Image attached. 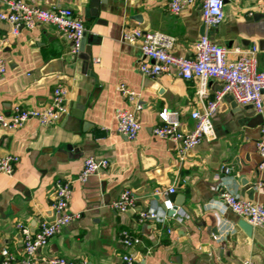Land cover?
Returning <instances> with one entry per match:
<instances>
[{
    "label": "crops",
    "instance_id": "obj_1",
    "mask_svg": "<svg viewBox=\"0 0 264 264\" xmlns=\"http://www.w3.org/2000/svg\"><path fill=\"white\" fill-rule=\"evenodd\" d=\"M25 1L44 9L70 8L83 18L86 31L74 55L71 43L52 25L23 30L14 38L11 26L0 20V55L8 65L0 76V113L10 116L16 105L43 109L59 84L68 89L69 107V114L51 126L31 120L16 130L0 127V155L20 158L14 177L0 175V264H6L3 249L22 258L17 225L36 231L50 219L56 182L76 178L89 157L110 166L87 183L73 185L70 210L82 217L39 251L37 264L52 257L121 264L124 250L117 237L123 229L142 240L133 250L138 264H242L248 259L264 264V227H253L249 235L239 216L223 214L217 180L223 167H232L231 179L241 195L264 206L263 159L257 151L262 125L257 117L264 118V112L257 114L226 95L211 137L182 156L177 143L156 137L153 129L163 109L179 113L183 131L194 129L191 114L201 109L198 81L186 82L176 68L158 78L143 76L140 43L123 39L134 29L160 32L175 38L177 56L193 58L195 44L208 36L226 48L229 61L240 56L238 50L257 47L258 66L264 70V0L227 1L224 20L214 28L203 22L202 0L178 16L170 11V0H99L98 9L92 6L95 0ZM121 84L139 93L144 104L136 141L118 132L116 111L133 107L119 92ZM221 89V82L212 80L208 99ZM171 186L184 196L181 206L173 202L177 212L167 213L164 222L139 225L141 210L165 215L163 204L170 196L153 194ZM127 189L135 194L137 207L121 214L110 204Z\"/></svg>",
    "mask_w": 264,
    "mask_h": 264
},
{
    "label": "built area",
    "instance_id": "obj_2",
    "mask_svg": "<svg viewBox=\"0 0 264 264\" xmlns=\"http://www.w3.org/2000/svg\"><path fill=\"white\" fill-rule=\"evenodd\" d=\"M229 0H202V17L206 26L214 28L224 20L225 3ZM195 0H170V11L178 16L189 9ZM0 20L11 26V36H20L23 30H35L43 24L54 26L60 35L71 43L72 53L78 55L81 51L85 22L81 16H76L70 8L57 6L44 9L34 6L25 0H0ZM250 15H253L251 13ZM124 41L140 43L142 61L139 66L141 74L147 78H158L176 68L179 76L186 82L198 81L197 96L201 102V109L191 114L195 127L190 132L182 130L180 115L177 111L163 109L159 113L160 124L153 129V134L163 140L172 141L179 145L182 156L194 150L207 140L214 131L213 118L218 112L226 95H230L235 102L242 106L252 107L257 114L264 112V70L258 66V48L239 51L240 56L234 60L227 59L225 47L213 43L208 36H203L195 44V56L184 58L177 56L173 50L175 38L160 32H143L134 29L123 35ZM4 42L0 44V54ZM8 71L7 61L0 55V76ZM212 80H218L222 89L212 99L209 98L208 88ZM119 92L133 105L132 109H118L116 121L118 132L130 141H136L142 130L138 114L143 111L144 104L139 93L131 90L125 84L118 87ZM68 89L59 84L55 88L52 101L43 109H25L20 105L13 108L10 116L0 113V127L16 130L34 120L40 126L46 127L56 124L63 116L69 114ZM257 151L264 169V123L260 127V137ZM20 162L19 156L0 155V175L14 177L16 167ZM110 166L107 160H96L89 157L85 160L80 174L71 180H58L55 185V202L52 207V217L40 222L35 231L24 224H18L23 240V256L18 259L8 249H3L1 255L5 263L37 264L39 251L47 247L50 242L73 222L81 219L82 214L72 213L70 210L75 183L85 184L90 178L100 176ZM233 168L223 167L217 175L218 186L221 190L220 211L224 214L232 212L252 227H264V206L253 203L244 198L239 192L232 178ZM177 192L176 186L166 190H156L155 196H170ZM165 215L158 210L146 209L138 213L137 223L145 225L149 222H164L167 213L177 212L171 200L163 204ZM110 207L118 213L125 214L137 207V198L133 191L125 190ZM171 233V230H168ZM124 252L121 264H138L133 253L136 246L142 243L139 236L128 229H123L117 237ZM44 264H87L66 258H45ZM242 264H258L252 259Z\"/></svg>",
    "mask_w": 264,
    "mask_h": 264
},
{
    "label": "water",
    "instance_id": "obj_3",
    "mask_svg": "<svg viewBox=\"0 0 264 264\" xmlns=\"http://www.w3.org/2000/svg\"><path fill=\"white\" fill-rule=\"evenodd\" d=\"M93 8H96L98 9V6H99V0H95L92 4ZM85 36V35H84ZM65 118V116H63L60 121H62L63 119ZM259 123L263 124L264 123V118L262 115H259L257 117ZM170 198H171V201L174 202L176 199L179 201H177V206H181L183 204V200H184V196H178L177 193L175 194H172L170 195ZM164 208V206H163ZM177 208V207H176ZM176 210V209H175ZM174 212L171 211L170 214H173ZM242 227L248 232V234L250 235L251 234V231L253 230V227L251 225H249L247 222H245L243 220V223H242Z\"/></svg>",
    "mask_w": 264,
    "mask_h": 264
}]
</instances>
